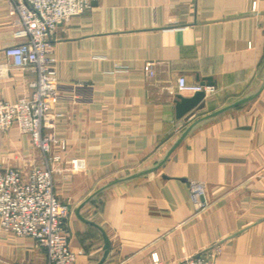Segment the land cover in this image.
Instances as JSON below:
<instances>
[{"label": "crops", "instance_id": "obj_1", "mask_svg": "<svg viewBox=\"0 0 264 264\" xmlns=\"http://www.w3.org/2000/svg\"><path fill=\"white\" fill-rule=\"evenodd\" d=\"M16 17L0 0V99L29 94L33 72L13 66ZM47 56L55 61L58 142L55 191L67 204L64 229L75 264H264V87L251 101L198 124L159 168L194 120L256 90L264 79V0H91L57 27ZM115 66L124 67L116 71ZM213 86L205 105L175 118L176 81ZM78 158L82 170L69 171ZM40 152L12 126L0 130V170H27ZM204 185L207 207L194 213L189 184ZM156 258V262L153 261ZM0 264H45L29 237L0 229Z\"/></svg>", "mask_w": 264, "mask_h": 264}, {"label": "built area", "instance_id": "obj_2", "mask_svg": "<svg viewBox=\"0 0 264 264\" xmlns=\"http://www.w3.org/2000/svg\"><path fill=\"white\" fill-rule=\"evenodd\" d=\"M8 11L16 17L13 32L15 43L4 49L7 60L17 68L33 72L35 78L27 86L29 94L15 101L0 99V130L15 126L26 134L32 146L40 152L38 165L27 170H0V229L17 236L29 237L36 249H43L45 264H75L76 254L68 244L64 229L69 208L55 191L52 164L60 157L52 149H64L53 132L59 115L55 61L47 56L48 41L57 27L66 24L90 6L91 0H3ZM8 63L0 65L7 70ZM124 67L115 66L116 71ZM177 93L194 94L208 89L187 83L183 76L176 81ZM84 163L74 158L69 171L82 170ZM189 200L194 213L207 207L205 188L201 182L189 184ZM156 262V258H153ZM178 264H213L210 258H187Z\"/></svg>", "mask_w": 264, "mask_h": 264}, {"label": "water", "instance_id": "obj_3", "mask_svg": "<svg viewBox=\"0 0 264 264\" xmlns=\"http://www.w3.org/2000/svg\"><path fill=\"white\" fill-rule=\"evenodd\" d=\"M206 82V86H213L214 84L210 82L209 78H205L204 80H202L200 83L201 85H204V83ZM264 87V79L262 81V83L260 84V86L254 90L253 92L243 96L242 98H239L238 100H235L234 102H231L230 104L223 106L213 112H210L208 114H205L203 116H201L200 118H197L196 120H194L193 122H191L182 132L181 134L178 136V138L175 140V142L173 143V145L170 147V149L166 152V154L164 155V157L157 162V164H155L154 166L147 168L145 170L136 172L134 174H130L128 176L122 177L118 180H116L115 182H113V184L118 183V182H123V181H127V180H132L134 178L143 176L157 168H159L160 166H162L165 161L168 158V155L171 153V151L201 122L215 117L225 111H228L230 109H233L235 107H238L240 105H243L249 101H251L252 99H254L263 89ZM204 96L205 93L203 91L197 92L192 94V96L190 97H183L180 94L175 96V100H174V113H175V118L176 119H180L186 115H189L191 113H193L194 111H198L200 109H202L205 105V101H204ZM109 185H105L102 186L100 188H98L94 193H92L89 197H87L77 208L76 212H77V218L79 220H81L82 222L94 226L96 228H98L101 232L102 235V240H103V246H102V257L99 260V262L97 264H101L104 259L107 257L108 253H109V249H110V244L109 241L105 235V233L102 231L101 228H99L96 224H94L93 222L86 220L84 217H82L79 214V210L87 203L89 202L94 196H96L98 193L102 192L104 189H106ZM199 256V254L193 256L192 258H197Z\"/></svg>", "mask_w": 264, "mask_h": 264}]
</instances>
